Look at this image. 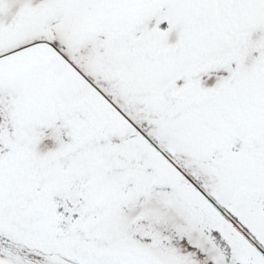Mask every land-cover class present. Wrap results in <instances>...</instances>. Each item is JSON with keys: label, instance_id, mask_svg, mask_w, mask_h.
<instances>
[{"label": "snow or ice", "instance_id": "1", "mask_svg": "<svg viewBox=\"0 0 264 264\" xmlns=\"http://www.w3.org/2000/svg\"><path fill=\"white\" fill-rule=\"evenodd\" d=\"M0 264H264V0H0Z\"/></svg>", "mask_w": 264, "mask_h": 264}]
</instances>
